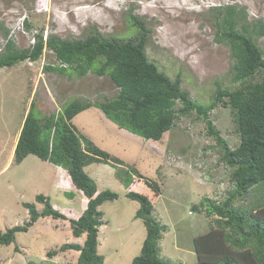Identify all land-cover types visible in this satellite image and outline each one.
Listing matches in <instances>:
<instances>
[{
  "label": "rangeland",
  "instance_id": "rangeland-1",
  "mask_svg": "<svg viewBox=\"0 0 264 264\" xmlns=\"http://www.w3.org/2000/svg\"><path fill=\"white\" fill-rule=\"evenodd\" d=\"M228 6L244 9L245 23L252 27L264 23V0H0V52L8 40L20 49L31 48L38 33H43L44 40L51 34L70 40L95 32L109 39L134 38L142 31L131 22L132 14L145 24L150 59L171 78L181 74L182 87L198 102L208 104L219 85L234 90L262 78L257 75L244 83L232 79L231 47L217 40ZM238 28L242 30L241 23ZM255 38L264 52V36ZM58 64L55 53L45 47L35 61L26 59L0 68V231L29 218L24 202H35L43 209L36 202L38 194L50 196L54 206L72 209L73 214L84 208L83 196L70 185L65 169L33 154L20 163L14 161L19 131L32 102L40 116L60 111L76 99L95 103L119 92L109 73L89 71L78 77L74 72L63 74L48 68ZM181 107L178 103L177 108ZM210 116L236 148L240 135L232 108L219 103ZM72 123L101 149L160 183L162 193L154 198V213L167 226L160 241L161 255L178 264H196L194 238L208 232L217 218L197 206L205 199L223 201L235 188L233 168L221 158L223 150L207 134L204 119L195 111L181 116L160 140H147L120 128L95 105ZM87 171L98 180L99 190L119 193L118 199L100 206L103 264H133L147 234L144 220L136 217L140 204L127 196L129 189L112 165L93 163ZM256 189L263 194L264 182L247 195L249 200L241 202H251ZM143 190L153 199L149 188ZM85 239L86 234L74 236L67 219L40 218L29 231L17 232L13 243L0 244V264H74L80 254L77 250L60 251L53 258L47 252L69 242L83 244Z\"/></svg>",
  "mask_w": 264,
  "mask_h": 264
},
{
  "label": "trees",
  "instance_id": "trees-1",
  "mask_svg": "<svg viewBox=\"0 0 264 264\" xmlns=\"http://www.w3.org/2000/svg\"><path fill=\"white\" fill-rule=\"evenodd\" d=\"M224 14L217 40L231 47L233 81L244 83L257 75L262 78L234 90L219 85L208 104L191 97L190 92L182 87L181 74L171 78L150 59L145 24L136 15L131 14L130 19L142 33L130 39L118 36L109 39L95 32L85 38L70 40L51 34L44 40L43 33H38L34 45L28 49H20L13 41H7L5 50L0 52V68L26 59L35 61L48 47L59 61L57 66L48 68L63 74L74 72L78 77L89 71L99 75L109 73L119 92L113 98L95 103L76 99L65 103L60 111L40 116L36 115L32 102L15 147L14 161L20 163L33 154L62 167L87 203L81 213L73 214L72 209L54 206L49 196L38 194L36 202L42 203L43 209H39L35 202H24L29 218L23 224L0 231V244L13 243L17 232L29 231L40 218H62L71 222L74 236L86 234V239L83 244L69 242L59 249H50L47 255L53 258L60 251L77 250L80 254L74 264H103L99 232L104 224V214L100 206L118 199L119 193L111 189L99 190L97 181L86 167L104 163L117 169V178L129 189L127 196L139 202L136 217L143 219L147 228L141 252L134 257L133 264H178L161 255L160 241L167 226L154 213V198L162 193L160 183L101 149L80 133L72 121L95 105L120 128L147 140H160L175 126L178 118L195 111L204 119L207 134L215 137L222 148L221 158L233 168L235 182V188L228 191L223 201L205 199L197 206V209L202 207L208 216L216 215L217 218L208 232L194 238L196 264H264V193L256 189L251 202H241L249 200L247 195L264 182V52L255 38L264 36V23L256 28L246 24L245 10L235 6H228ZM216 18L219 19L220 14H216ZM240 23L242 30L238 28ZM178 103L182 104L179 109ZM219 103L232 108L240 135V144L236 148L229 145L210 116ZM146 187L152 191L153 199L143 193ZM71 195L73 197L74 193ZM16 249L19 250V246Z\"/></svg>",
  "mask_w": 264,
  "mask_h": 264
},
{
  "label": "crops",
  "instance_id": "crops-1",
  "mask_svg": "<svg viewBox=\"0 0 264 264\" xmlns=\"http://www.w3.org/2000/svg\"><path fill=\"white\" fill-rule=\"evenodd\" d=\"M20 133H21V130L19 131V135H18V138H17V142H18V139H19V136H20ZM16 142V143H17ZM16 146V145H15ZM92 165V164H91ZM90 166V165H89ZM86 170H87V167H86ZM67 172V171H66ZM88 172V171H87ZM89 173V172H88ZM90 174V173H89ZM62 175L64 176V172L62 173ZM91 175V174H90ZM92 176V175H91ZM67 177H68V173H67ZM93 177V176H92ZM96 181H97V184L99 185V183H98V180L95 178V177H93ZM69 180V179H68ZM69 183H70V181H69ZM70 185L74 188V186L70 183ZM99 188V187H98ZM74 190H76L75 188H74ZM77 191V190H76ZM79 192V191H78ZM82 195V194H81ZM48 196V195H47ZM83 196V195H82ZM50 197V196H49ZM86 203H87V199L83 196V204H84V208H85V206H86ZM84 208H83V210H84ZM82 210V211H83ZM82 211H78L76 214H79V213H81ZM42 219V218H41ZM85 234H83L82 236H84ZM82 236H80V237H82ZM76 243V242H75ZM100 245V244H99Z\"/></svg>",
  "mask_w": 264,
  "mask_h": 264
}]
</instances>
